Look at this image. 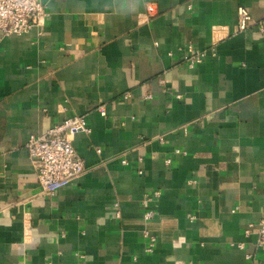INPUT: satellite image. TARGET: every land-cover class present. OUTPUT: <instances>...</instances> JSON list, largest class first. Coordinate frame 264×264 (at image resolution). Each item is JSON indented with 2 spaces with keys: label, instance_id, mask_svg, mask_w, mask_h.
I'll list each match as a JSON object with an SVG mask.
<instances>
[{
  "label": "crops",
  "instance_id": "crops-1",
  "mask_svg": "<svg viewBox=\"0 0 264 264\" xmlns=\"http://www.w3.org/2000/svg\"><path fill=\"white\" fill-rule=\"evenodd\" d=\"M41 1L0 32V264H264V0ZM73 115L85 170L49 197L26 143Z\"/></svg>",
  "mask_w": 264,
  "mask_h": 264
},
{
  "label": "built area",
  "instance_id": "built-area-1",
  "mask_svg": "<svg viewBox=\"0 0 264 264\" xmlns=\"http://www.w3.org/2000/svg\"><path fill=\"white\" fill-rule=\"evenodd\" d=\"M236 13L238 30L243 31L249 26L251 16L242 6L237 7ZM46 16L45 5L41 0H0V32L3 36L23 35L34 28L39 30ZM253 25L264 33V19L262 22H254ZM188 49L190 55L187 58V67L192 68L202 62L206 52L192 46H188ZM127 96L126 93L124 97ZM148 97L149 95L146 96ZM97 110L105 116L103 105L97 107ZM80 131H89L85 118L73 115L54 124L40 136H31L27 141L26 149L36 173L40 193L54 197L59 187L73 181L84 172V162L72 144L73 136ZM122 162L125 163V160ZM165 163L169 164L170 159H166ZM159 196V191L154 190L141 201L144 221L151 220L155 215L154 210L147 207V202ZM114 209V216L119 219L120 210L117 202L114 203ZM142 235L147 239L144 252L151 253L156 237L146 229L142 230ZM256 246L264 251V215L258 223ZM246 259L249 260L250 255H246Z\"/></svg>",
  "mask_w": 264,
  "mask_h": 264
}]
</instances>
